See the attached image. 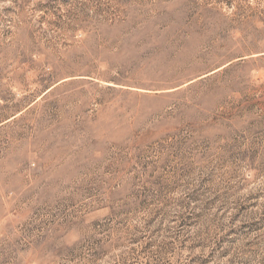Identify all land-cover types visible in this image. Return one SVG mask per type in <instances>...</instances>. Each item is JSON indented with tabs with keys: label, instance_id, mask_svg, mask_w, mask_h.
Returning <instances> with one entry per match:
<instances>
[{
	"label": "rangeland",
	"instance_id": "374dc122",
	"mask_svg": "<svg viewBox=\"0 0 264 264\" xmlns=\"http://www.w3.org/2000/svg\"><path fill=\"white\" fill-rule=\"evenodd\" d=\"M0 264H264V0H0Z\"/></svg>",
	"mask_w": 264,
	"mask_h": 264
}]
</instances>
